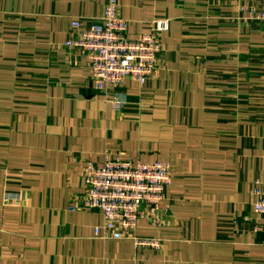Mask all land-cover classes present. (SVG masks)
<instances>
[{
    "label": "crops",
    "instance_id": "crops-1",
    "mask_svg": "<svg viewBox=\"0 0 264 264\" xmlns=\"http://www.w3.org/2000/svg\"><path fill=\"white\" fill-rule=\"evenodd\" d=\"M262 0H120L138 40L157 20L161 60L148 82L95 88L91 61L67 46L100 21L107 0H0V257L3 264H264ZM123 98L117 110L113 100ZM169 164L157 215L137 234L102 241V212L73 210L85 167L106 159ZM157 219L158 222H154Z\"/></svg>",
    "mask_w": 264,
    "mask_h": 264
},
{
    "label": "built area",
    "instance_id": "built-area-1",
    "mask_svg": "<svg viewBox=\"0 0 264 264\" xmlns=\"http://www.w3.org/2000/svg\"><path fill=\"white\" fill-rule=\"evenodd\" d=\"M119 9L120 0H107L97 23L86 26L74 21L78 33L66 43L87 53L95 88L105 92L119 86L127 77L146 84L161 60L160 36L170 28L169 20H157L151 32L138 40L131 39L127 35L129 22L121 17ZM241 10L249 13L250 19L264 22V0L259 5L245 4ZM125 103L121 97L113 100L117 110ZM172 177L169 164L161 160L146 164L113 157L101 166L88 162L84 198L73 210L102 212L103 221L94 228L95 237L102 241L129 239L137 248L159 250L162 240L138 235L137 226L144 215L143 207H148L151 216L159 213ZM254 193L255 210L263 218L258 230H264V179L256 182ZM0 264H3L1 257Z\"/></svg>",
    "mask_w": 264,
    "mask_h": 264
}]
</instances>
